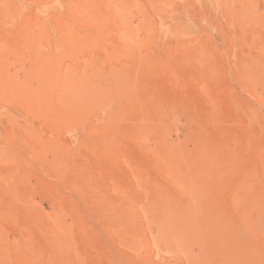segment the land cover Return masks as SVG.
Returning <instances> with one entry per match:
<instances>
[{"label":"rangeland","instance_id":"1","mask_svg":"<svg viewBox=\"0 0 264 264\" xmlns=\"http://www.w3.org/2000/svg\"><path fill=\"white\" fill-rule=\"evenodd\" d=\"M0 264H264V0H0Z\"/></svg>","mask_w":264,"mask_h":264},{"label":"bare ground","instance_id":"2","mask_svg":"<svg viewBox=\"0 0 264 264\" xmlns=\"http://www.w3.org/2000/svg\"><path fill=\"white\" fill-rule=\"evenodd\" d=\"M59 233V232H58ZM62 239H63V237H62ZM65 239V238H64ZM66 240V239H65Z\"/></svg>","mask_w":264,"mask_h":264}]
</instances>
